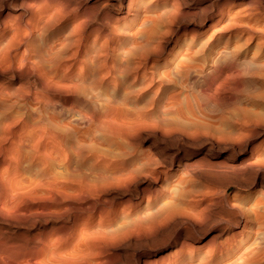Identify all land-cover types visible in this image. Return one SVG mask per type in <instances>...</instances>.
Instances as JSON below:
<instances>
[{
	"label": "rangeland",
	"instance_id": "374dc122",
	"mask_svg": "<svg viewBox=\"0 0 264 264\" xmlns=\"http://www.w3.org/2000/svg\"><path fill=\"white\" fill-rule=\"evenodd\" d=\"M263 8L0 0V264H264Z\"/></svg>",
	"mask_w": 264,
	"mask_h": 264
},
{
	"label": "bare ground",
	"instance_id": "6f19581e",
	"mask_svg": "<svg viewBox=\"0 0 264 264\" xmlns=\"http://www.w3.org/2000/svg\"><path fill=\"white\" fill-rule=\"evenodd\" d=\"M263 1V0H262ZM260 5V4H259ZM264 9V8H263ZM203 19V18H202ZM200 157V156H199ZM199 157H198V159H195L194 161H192L191 160V162H193L192 164H196V162L198 163V162H200V160L201 159H199ZM197 158V157H196ZM203 160V159H202ZM202 160H201V164H203V162H202ZM205 160V159H204ZM203 160V161H204ZM206 160H207V158H206ZM191 162H190V165H191ZM205 162V161H204ZM207 162V161H206ZM189 165V164H188ZM196 165H198L199 166V164H196ZM206 165V164H205ZM201 168V167H200ZM204 168H205V166H204ZM201 170H202V168H201ZM205 171V170H204ZM205 172H207V169H206V171ZM190 219V218H189ZM192 221V220H191ZM194 223V222H193ZM195 224V223H194ZM199 226V225H198ZM186 229V228H185Z\"/></svg>",
	"mask_w": 264,
	"mask_h": 264
}]
</instances>
